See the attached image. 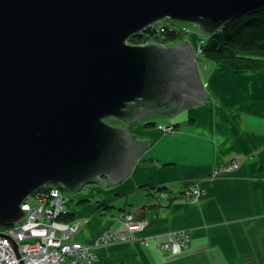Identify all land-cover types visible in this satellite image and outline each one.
<instances>
[{"label": "water", "instance_id": "obj_1", "mask_svg": "<svg viewBox=\"0 0 264 264\" xmlns=\"http://www.w3.org/2000/svg\"><path fill=\"white\" fill-rule=\"evenodd\" d=\"M262 7L264 0H0V225L19 222L24 200L45 185L75 191L105 186L103 176L118 182L149 140H136L131 122L207 105L199 44L127 43L133 35L167 18L207 37Z\"/></svg>", "mask_w": 264, "mask_h": 264}, {"label": "crops", "instance_id": "obj_2", "mask_svg": "<svg viewBox=\"0 0 264 264\" xmlns=\"http://www.w3.org/2000/svg\"><path fill=\"white\" fill-rule=\"evenodd\" d=\"M189 42L196 50L195 37ZM195 53L207 105L131 122L136 140H149L127 174L116 183L103 176L105 186L88 182L64 197L66 219L82 222L76 241L94 243L104 231L124 230L125 212L143 220L130 240L94 248V264H264V68L236 73ZM170 124L173 131L160 128ZM234 158L241 163L233 172L210 177L213 167ZM192 185L203 191L193 203L181 195ZM161 186L180 196L157 202ZM184 229L185 248L157 244Z\"/></svg>", "mask_w": 264, "mask_h": 264}, {"label": "built area", "instance_id": "obj_3", "mask_svg": "<svg viewBox=\"0 0 264 264\" xmlns=\"http://www.w3.org/2000/svg\"><path fill=\"white\" fill-rule=\"evenodd\" d=\"M162 27V23L159 21L148 28L162 31ZM181 31L188 32V26L183 25ZM144 43L149 42L138 44ZM160 128L165 132L174 130L172 125L160 126ZM240 163L239 159L234 158L222 166L213 167L210 177L233 172L240 166ZM202 193L203 191L197 185H192L183 189L181 195L193 203ZM30 196H34L39 204L31 207L26 198L22 204V207L26 205V213L23 218L12 226L0 229V232L7 233L18 244L17 251L21 257L17 258L11 242L3 235L0 236V264H94L96 261L94 248L110 242L130 240L133 238V232L141 230L143 227V220H139L131 211L125 212L120 217L124 230L120 232L104 231L94 243H83L73 240L81 226L79 221L64 222L56 219L63 213L64 198L61 196L60 187L51 185L46 190L34 191ZM179 196V194H169L165 190H161L157 192L156 201L170 203ZM165 236L163 242L157 243L160 247L172 249L174 245H177L185 248L190 242V236L186 229L173 230L166 233Z\"/></svg>", "mask_w": 264, "mask_h": 264}, {"label": "trees", "instance_id": "obj_4", "mask_svg": "<svg viewBox=\"0 0 264 264\" xmlns=\"http://www.w3.org/2000/svg\"><path fill=\"white\" fill-rule=\"evenodd\" d=\"M163 30L147 28L133 35L128 42L175 43L186 39L187 33L181 31L185 24L165 21ZM173 25V26H172ZM153 40V41H152ZM199 53L206 59L222 63L236 73L251 72L264 68V7L249 14L239 15L224 23L217 32L200 37ZM49 186H43V190ZM40 190V191H43ZM164 190V187L157 191ZM66 220V216H58ZM7 225H0L6 227Z\"/></svg>", "mask_w": 264, "mask_h": 264}, {"label": "rangeland", "instance_id": "obj_5", "mask_svg": "<svg viewBox=\"0 0 264 264\" xmlns=\"http://www.w3.org/2000/svg\"><path fill=\"white\" fill-rule=\"evenodd\" d=\"M171 21L170 19H164L163 21H161V22H165V21ZM174 22H177L178 24H182V22H179V21H174ZM186 23V22H185ZM185 23H183V24H185ZM186 26H188V28H189V31L188 32H186L187 33V35H186V39L189 41L190 39H192L193 37H195V39H196V42H198V44H200L201 42H200V37H205V36H201L200 34H199V32H197V26H194L193 24H190V23H187V24H185ZM153 41V40H152ZM152 44H154L153 42H152ZM163 44H165V45H169V44H173V43H170V42H165V43H163ZM199 53V52H198ZM110 118H106V121H108ZM117 123V122H116ZM118 124V123H117ZM66 195H68V191L67 190H61V196L62 197H65ZM27 202H28V204L31 206V207H34V206H36V205H38L39 204V202H38V200L37 199H35V197L34 196H30V197H27ZM38 229V228H37ZM41 229V228H40ZM35 231V230H34Z\"/></svg>", "mask_w": 264, "mask_h": 264}, {"label": "bare ground", "instance_id": "obj_6", "mask_svg": "<svg viewBox=\"0 0 264 264\" xmlns=\"http://www.w3.org/2000/svg\"><path fill=\"white\" fill-rule=\"evenodd\" d=\"M164 19H166V18H164ZM161 21H163V20H161ZM139 33V32H138ZM127 43H128V41H127ZM155 43V42H154ZM158 44H163V43H158ZM163 45H165V44H163ZM112 119V120H111ZM110 120H108L107 122L109 123V124H112V125H118L117 123H119V121H117V119H113V118H111ZM106 120V119H105ZM117 122V123H116ZM171 125V124H170ZM173 126V125H172ZM51 185H57V184H50V185H45V186H51ZM58 186V185H57ZM59 187V186H58ZM40 190H43V188L42 189H40ZM61 190H62V188L60 187V192H61ZM62 198H64V197H62ZM63 202H64V199H63ZM63 204V203H62ZM67 215V211H65L64 210V208H63V213H61L59 216H66ZM56 219H58V218H56ZM59 221L61 220V219H58ZM61 221H64V220H61ZM77 222V221H79V220H77V221H68L67 219L64 221V222ZM80 223H81V225H82V222L81 221H79ZM2 225H4V224H2ZM143 226V225H142ZM7 227V226H6ZM81 227V226H80ZM144 227V226H143ZM142 227V228H143ZM141 228V229H142ZM99 247V246H98Z\"/></svg>", "mask_w": 264, "mask_h": 264}, {"label": "flooded vegetation", "instance_id": "obj_7", "mask_svg": "<svg viewBox=\"0 0 264 264\" xmlns=\"http://www.w3.org/2000/svg\"><path fill=\"white\" fill-rule=\"evenodd\" d=\"M169 45H171V44H169ZM169 45H167V46H169ZM110 119H111V118H110ZM110 119H109V120H110ZM111 120H112V119H111ZM117 121H119V123H118V124H120V125H121V124H124V122H123V121H120V120H117Z\"/></svg>", "mask_w": 264, "mask_h": 264}]
</instances>
